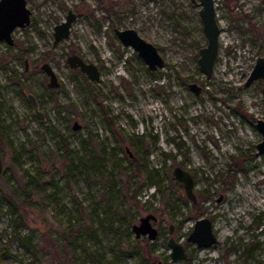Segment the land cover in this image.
<instances>
[{
	"label": "rangeland",
	"instance_id": "obj_1",
	"mask_svg": "<svg viewBox=\"0 0 264 264\" xmlns=\"http://www.w3.org/2000/svg\"><path fill=\"white\" fill-rule=\"evenodd\" d=\"M27 7L30 23L14 29L12 45L0 41V264H264L256 126L264 77L246 84L264 56V0H216L222 31L211 77L198 64L207 38L191 0H27ZM70 10V34L55 43V26ZM116 28L155 43L165 66L150 70ZM73 54L95 63L100 78L72 67ZM44 63L58 87L49 86ZM176 166L192 173L196 201ZM34 177L43 185L28 192ZM148 214L156 216L155 240L133 230ZM202 217L218 239L207 247L187 240ZM171 237L186 259L172 261Z\"/></svg>",
	"mask_w": 264,
	"mask_h": 264
},
{
	"label": "water",
	"instance_id": "obj_2",
	"mask_svg": "<svg viewBox=\"0 0 264 264\" xmlns=\"http://www.w3.org/2000/svg\"><path fill=\"white\" fill-rule=\"evenodd\" d=\"M197 6H200L199 14L203 23V31L207 38V44L200 48L198 64L200 70L208 77H211L214 72L215 63L219 55L220 48V34L221 23L218 18L216 0H191ZM76 18V13L72 10L69 11L66 20L55 26V43L63 38H67L70 34V28L73 21ZM31 9L27 7V0H0V41L5 40L10 45L14 43L12 36L15 28L21 26L24 27L30 23ZM116 34L126 46H131L138 55L146 62L149 69L152 71L157 70L165 66V58L161 54L158 46L142 37L139 32L134 28L127 29H115ZM68 63L72 67H80L82 71L89 75L91 80H98L100 78V69L95 63H88L77 54L70 55L68 57ZM41 68L45 70L50 76V87H58L60 85L57 75L53 68L44 63ZM264 77V56H260L257 63L252 70L246 84H250L256 79ZM190 89H192L197 95L201 92V87L196 83H189ZM28 101L33 108L34 113L40 118L44 119V112L40 110L39 102L33 93L27 94ZM80 124L76 121L74 128H80ZM257 127L263 135V140L258 143L259 153H264V119L259 118L257 121ZM3 172V161L0 155V174ZM174 175L176 179L183 182L186 193L190 199L196 201V194L194 192L195 180L191 172L184 169L181 166L174 168ZM152 220H156L154 214H148L140 219L139 224L133 225V230L140 238L143 235H147L150 240H155L159 234L158 229L153 226ZM170 231L172 233L173 226ZM188 241L195 242L198 247H207L215 244L218 239L214 233V227L212 221L207 217L198 219L193 227V230L189 234ZM171 247V259L173 262L186 259L188 252L183 243L177 241L174 237H171L168 241ZM156 264H164L162 260L156 262ZM228 264H239L236 261H232Z\"/></svg>",
	"mask_w": 264,
	"mask_h": 264
},
{
	"label": "trees",
	"instance_id": "obj_3",
	"mask_svg": "<svg viewBox=\"0 0 264 264\" xmlns=\"http://www.w3.org/2000/svg\"><path fill=\"white\" fill-rule=\"evenodd\" d=\"M133 162H135V164L136 165H139V162L137 161V160H133ZM76 163H75V161L73 160L72 162H71V164L70 165H68V173L71 171V170H73V166H77V165H75ZM84 166H86V164H84ZM28 185H27V187H26V190H28V192H29V190H31V189H33L34 187L36 188H39V187H42V185H43V182L42 181H40L38 178H36V177H34V178H32V180L31 181H29L28 183H27ZM29 187L31 188V189H29ZM28 188V189H27ZM207 195H205V197H206ZM145 244V243H144ZM147 244H148V242H147ZM149 245V244H148ZM33 249H35V252H37V246L36 245H34V247H32Z\"/></svg>",
	"mask_w": 264,
	"mask_h": 264
},
{
	"label": "flooded vegetation",
	"instance_id": "obj_4",
	"mask_svg": "<svg viewBox=\"0 0 264 264\" xmlns=\"http://www.w3.org/2000/svg\"><path fill=\"white\" fill-rule=\"evenodd\" d=\"M249 78V77H248ZM248 80V79H247ZM252 83V82H251ZM263 92H264V90H263ZM28 99V98H27ZM259 119V118H258ZM258 119H257V121H258ZM257 121H256V126H257Z\"/></svg>",
	"mask_w": 264,
	"mask_h": 264
},
{
	"label": "bare ground",
	"instance_id": "obj_5",
	"mask_svg": "<svg viewBox=\"0 0 264 264\" xmlns=\"http://www.w3.org/2000/svg\"><path fill=\"white\" fill-rule=\"evenodd\" d=\"M77 33V32H76ZM261 192V191H260ZM260 201V200H259ZM262 201V200H261ZM259 204V203H258ZM260 205V204H259ZM216 227V226H215ZM217 228V227H216ZM225 234V233H224Z\"/></svg>",
	"mask_w": 264,
	"mask_h": 264
}]
</instances>
